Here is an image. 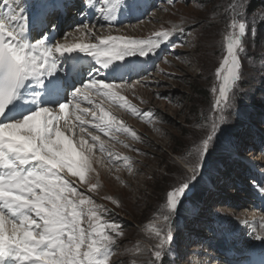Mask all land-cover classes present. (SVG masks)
<instances>
[{
  "label": "rangeland",
  "instance_id": "374dc122",
  "mask_svg": "<svg viewBox=\"0 0 264 264\" xmlns=\"http://www.w3.org/2000/svg\"><path fill=\"white\" fill-rule=\"evenodd\" d=\"M23 2L35 6L34 0ZM83 3L88 6L85 0H73L72 7ZM255 4L253 0H123L109 32L99 11H94L98 10L97 0V6L87 7L74 22L75 27L97 21L98 34L135 33V39H148L157 31L184 29L182 33L173 32L155 54L140 57L144 67L137 77L124 74L115 81L135 84L134 89L123 90L121 95L143 115L114 105L110 114L135 131L140 140L130 133L118 134L115 140L101 135L113 155H105L102 163L93 165L98 176L89 173L92 183L99 182L95 192H87L88 185L81 186V191L109 210L103 218L122 228L110 264H150L154 259L156 239L149 230L163 226L165 193L180 179L183 157L207 133L214 101V72L225 54V29L241 15L248 23L243 38L245 52L241 54L242 90L230 123L221 126L204 170L190 185L172 218V242L162 264H228L216 256L223 254V248L239 244L252 249L248 251L251 258L263 256L256 263L264 262V239L256 243L259 239L255 238L264 235V195L260 191V185H264V0ZM58 20L53 12L50 34L52 30L61 31ZM125 60L122 70L131 68L130 59ZM66 65L63 61V69ZM88 72L90 69L83 83L104 74ZM164 96L167 99L161 98ZM103 107L109 110L107 101ZM116 153L129 157L131 164L116 159ZM241 221H247L250 228ZM254 222L257 227L252 228ZM230 257L241 260L238 255ZM240 264L249 262L242 260Z\"/></svg>",
  "mask_w": 264,
  "mask_h": 264
},
{
  "label": "snow or ice",
  "instance_id": "6c2138e0",
  "mask_svg": "<svg viewBox=\"0 0 264 264\" xmlns=\"http://www.w3.org/2000/svg\"><path fill=\"white\" fill-rule=\"evenodd\" d=\"M85 2L89 7L97 6V0ZM122 3L99 0L98 11L109 32ZM0 5L4 6L0 11V264H110L122 228L103 218L109 210L81 191V186L88 185L87 192H95L99 182L92 183L89 173H96L93 165L102 163L105 155H113L101 135L115 140L118 134L130 133L140 140L135 131L110 114L114 105L143 115L121 95L123 90L134 89L135 84L94 76L55 107L38 106L20 119H8L7 111L30 82L43 88L45 80L57 73L61 57L81 53L108 69L127 57L155 54L173 32L182 33L184 29L157 31L148 39H135L101 35L95 25L83 24L67 33L63 42L49 44L47 37L29 42L25 39L28 18L21 0H0ZM247 28L242 15L227 24L225 54L211 87L212 118L205 137L183 157L180 179L165 193L163 226L149 230L156 239L150 264H162L172 242V218L186 191L204 170L221 126L230 123L242 90L241 54L245 52ZM75 33H80V42H69V36ZM85 101L90 107H81ZM105 101L109 110L103 107ZM115 158L131 164L127 156L116 153ZM260 191L264 195V185H260ZM255 238L264 239V235Z\"/></svg>",
  "mask_w": 264,
  "mask_h": 264
},
{
  "label": "bare ground",
  "instance_id": "6f19581e",
  "mask_svg": "<svg viewBox=\"0 0 264 264\" xmlns=\"http://www.w3.org/2000/svg\"><path fill=\"white\" fill-rule=\"evenodd\" d=\"M34 1H35V6L33 7H31L28 4V2L22 3L24 10H25L24 14L28 18V30L25 34V39L29 42H36L45 37H47L49 44H53L56 41L63 42L62 40L63 37L67 33L71 32V28L79 27L80 24H77L75 27L73 24L76 21L77 17H79L81 13H83L82 11L87 9V7H89V6L86 7L84 3L80 6L72 7L73 0H34ZM68 5H69V8L71 9L70 14L67 13V11L66 13L63 12L64 6H66L67 8ZM55 7L58 9L59 8L61 9V14L58 15L59 20L56 22L57 24L59 23L58 27L61 29V31L52 30V33L50 34L51 28H50L49 21L51 22V14H52L53 8ZM3 8L4 6L0 5V11H2ZM94 11H98V10H94ZM86 20L88 21V19ZM96 24H97V21L94 22V25ZM99 31H101V29H99L98 32ZM62 33H64V36ZM61 35L63 36L62 38H60ZM104 35H107V34L104 33ZM127 36L132 38V37H135L136 35L135 33H133L132 36L131 34H128ZM78 37H80V33H75L74 36H69L68 38L69 42H72L73 40H77ZM77 42H79V40H77ZM126 59H130L129 64H132L130 65L132 69L126 68L125 74H127L128 76H131L133 79V77H137V75L143 72V67H144L142 64L143 61L140 60L141 58L139 55L127 57ZM63 60L67 63L66 68H64V70H66L67 72L61 71L63 70L61 69V67L63 66V62H62ZM123 61L113 62V64L108 69H102L96 63L94 58L90 56H86L81 53H73L71 55H66L64 57H61L60 65H59V69L57 73L51 78L46 79L44 82L49 85L45 88V91L41 90L40 87L35 85L34 82L32 83L30 82L25 87V89L21 90L20 98L14 101L13 104L9 106V109L7 111V118L8 119H20L24 115H27L30 112L37 110L38 106L53 107V106H56L62 103L60 99H64V102L70 99L65 96L63 97L62 95L63 92L65 93L68 92L70 96L71 92L75 88H78L79 85L82 84L84 81V79H82L81 82L79 83V82H73V80L69 79L70 77H73L70 74H73L75 71L78 73V76L76 77L77 80L80 79V77L81 78L85 77V74H86L85 69H88V70L90 69V72L96 71L95 73H100V74L104 73L102 76H100V79L108 81V82H115L124 75V72L122 70H116L114 67L118 64L122 66ZM65 75H68V77H66V80H67L66 85H65V81H63V78ZM48 92H53V93H48ZM36 93H39L38 100L35 99ZM81 107L84 108V107H90V106L85 101L81 105ZM88 118H91V116H88ZM261 213H264V211ZM247 219L249 220L250 218H247ZM242 220H245V219H242ZM242 225H244V227L247 229L250 228L249 226L250 224H248L247 221L242 222ZM251 225H252V228L257 227L256 222L251 223ZM261 242H262L261 239L256 241V243H261ZM234 246H227L225 248L222 247L223 254H219L218 256H216V259L218 261L227 262L228 264H240V259H235V258L230 257V256L236 257L238 255L240 256L241 259H247L249 264H255L257 260L263 258V256H259V258L257 259L254 256H252L251 258L250 253H248L250 248L241 247L240 244L237 245L236 247ZM217 248L218 247H215V249ZM219 249L221 252V248ZM251 250L250 252H252ZM261 263L264 264L262 260H261ZM261 263H256V264H261Z\"/></svg>",
  "mask_w": 264,
  "mask_h": 264
},
{
  "label": "trees",
  "instance_id": "16d2710c",
  "mask_svg": "<svg viewBox=\"0 0 264 264\" xmlns=\"http://www.w3.org/2000/svg\"><path fill=\"white\" fill-rule=\"evenodd\" d=\"M260 0H253V3H256L255 5H257V3H259Z\"/></svg>",
  "mask_w": 264,
  "mask_h": 264
}]
</instances>
